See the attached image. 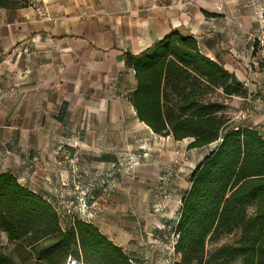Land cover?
I'll return each mask as SVG.
<instances>
[{
	"label": "crops",
	"instance_id": "crops-1",
	"mask_svg": "<svg viewBox=\"0 0 264 264\" xmlns=\"http://www.w3.org/2000/svg\"><path fill=\"white\" fill-rule=\"evenodd\" d=\"M263 7L264 0H28L0 8V168L3 158L46 165L65 142L96 168L136 155L91 223L138 264L178 260L169 250L178 211L167 212L172 197L153 196L152 188L165 189L170 163L203 148L188 150L189 139L161 137L137 119L125 54H140L172 30L193 36L200 54L247 91L226 110L232 125L264 139V55L253 51V40L264 37ZM44 179L41 197L58 206L62 195L49 194ZM156 204L166 210L152 211Z\"/></svg>",
	"mask_w": 264,
	"mask_h": 264
},
{
	"label": "trees",
	"instance_id": "trees-1",
	"mask_svg": "<svg viewBox=\"0 0 264 264\" xmlns=\"http://www.w3.org/2000/svg\"><path fill=\"white\" fill-rule=\"evenodd\" d=\"M28 0H0L19 9ZM264 15V7H263ZM137 119L161 137L189 139L187 149L215 145L189 177L171 228L172 264H264V139L234 127L228 101L246 98L234 74L200 54L195 38L170 31L140 54L126 53ZM0 264H138L91 222L62 219L43 197L0 173Z\"/></svg>",
	"mask_w": 264,
	"mask_h": 264
},
{
	"label": "rangeland",
	"instance_id": "rangeland-1",
	"mask_svg": "<svg viewBox=\"0 0 264 264\" xmlns=\"http://www.w3.org/2000/svg\"><path fill=\"white\" fill-rule=\"evenodd\" d=\"M230 102L231 99L228 101L229 110L231 107H234L230 106L232 103ZM227 117L231 119L232 113L227 114ZM214 147L215 145H209L201 149L199 152H194L191 156L188 153L186 154V157L179 156L176 161L170 163V169L164 170L166 172L165 175L168 174L167 177L169 180L166 187H164L165 189L160 188V185L154 186L151 194L153 196L163 197L164 193H167L172 197L171 207H167L168 209L166 210L165 206L163 207L162 205L160 206V204H156L154 205L155 207L152 208V211H158L159 208H163L164 211L166 210L167 212L175 210L176 213V211H179V200L189 188V177L191 172L195 169L199 160L212 151ZM68 149V144L66 142L59 144L53 155L45 157L47 160V163H45L46 165H42L40 161H37L39 163L35 165L36 162H34L35 164H32L33 162L30 163L26 159L25 161L21 159L15 161L10 160V158H3L0 172L12 173L16 176L21 185L30 190L36 191L40 196L41 190L44 191V193H47L42 189V183H45L44 178L47 175L50 181L49 194L60 193L62 195L58 206L53 205L62 219L69 215L79 217L81 215V202H79V199L85 198L90 192L96 197L95 207L97 216L101 209L100 206L102 200L115 190L114 178L130 173L123 172V170L127 167H131L133 164L131 160L138 159V157H136V155H128L127 157L125 156L123 162L121 161L122 157H119L118 163H113L112 165L107 166L98 165V168H96L95 166L84 162V158L79 155V152L76 150L78 147L72 149L75 152ZM30 160L32 159L29 157V161ZM117 170H119V173ZM57 180L62 182L59 187H57ZM161 180L162 179L160 178L159 182ZM92 187L95 188V191L92 190ZM96 216L91 218L89 222L93 221ZM0 245H7L6 236L1 232Z\"/></svg>",
	"mask_w": 264,
	"mask_h": 264
},
{
	"label": "built area",
	"instance_id": "built-area-1",
	"mask_svg": "<svg viewBox=\"0 0 264 264\" xmlns=\"http://www.w3.org/2000/svg\"><path fill=\"white\" fill-rule=\"evenodd\" d=\"M253 51H257L261 56L264 55V51H263V47H264V37H259L253 40ZM133 162L131 167H127L125 170L128 171L130 168H132L133 166H135L136 164H138L139 160L138 159H133L131 160ZM125 170H123V172H126ZM119 173V170H117ZM93 191H95V188L92 187ZM79 202H81V215L79 216V218L81 220L84 221H90L91 218H93L94 216H96L97 211H96V207H95V202H96V197H94V195L92 193H88V195L85 198H80ZM175 244V237L173 236L172 240H171V244L169 246V250L172 253H174L173 251V247ZM166 264H172V262H167Z\"/></svg>",
	"mask_w": 264,
	"mask_h": 264
}]
</instances>
